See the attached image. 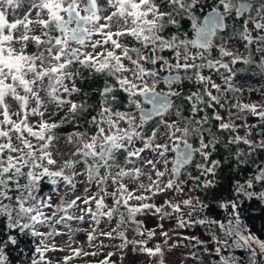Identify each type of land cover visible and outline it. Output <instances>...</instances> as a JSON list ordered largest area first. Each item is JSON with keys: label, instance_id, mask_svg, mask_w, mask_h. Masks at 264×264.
<instances>
[{"label": "snow or ice", "instance_id": "6c2138e0", "mask_svg": "<svg viewBox=\"0 0 264 264\" xmlns=\"http://www.w3.org/2000/svg\"><path fill=\"white\" fill-rule=\"evenodd\" d=\"M256 207L264 0H0V264H264Z\"/></svg>", "mask_w": 264, "mask_h": 264}, {"label": "trees", "instance_id": "16d2710c", "mask_svg": "<svg viewBox=\"0 0 264 264\" xmlns=\"http://www.w3.org/2000/svg\"><path fill=\"white\" fill-rule=\"evenodd\" d=\"M247 171H250V169L246 170L245 175L247 174ZM222 183H227V180H223ZM249 203H252V201H249ZM251 215L253 217H256V219H254L252 223L255 224L256 228H260L261 224L264 223V217L261 216L260 208L256 207L255 210L251 213Z\"/></svg>", "mask_w": 264, "mask_h": 264}, {"label": "flooded vegetation", "instance_id": "af4514ba", "mask_svg": "<svg viewBox=\"0 0 264 264\" xmlns=\"http://www.w3.org/2000/svg\"><path fill=\"white\" fill-rule=\"evenodd\" d=\"M250 122H252L251 118H250ZM259 133H260V128L257 126L256 129L254 130V134L257 135V137H258Z\"/></svg>", "mask_w": 264, "mask_h": 264}, {"label": "rangeland", "instance_id": "374dc122", "mask_svg": "<svg viewBox=\"0 0 264 264\" xmlns=\"http://www.w3.org/2000/svg\"><path fill=\"white\" fill-rule=\"evenodd\" d=\"M61 239L63 240V239H65V238L62 237ZM240 251H241V250H237V253L239 254Z\"/></svg>", "mask_w": 264, "mask_h": 264}]
</instances>
